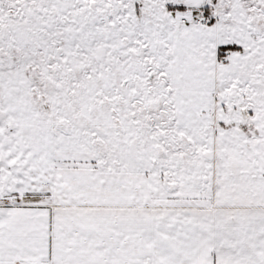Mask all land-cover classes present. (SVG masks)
Returning <instances> with one entry per match:
<instances>
[{
  "label": "snow or ice",
  "instance_id": "obj_1",
  "mask_svg": "<svg viewBox=\"0 0 264 264\" xmlns=\"http://www.w3.org/2000/svg\"><path fill=\"white\" fill-rule=\"evenodd\" d=\"M0 264H264V0H0Z\"/></svg>",
  "mask_w": 264,
  "mask_h": 264
}]
</instances>
